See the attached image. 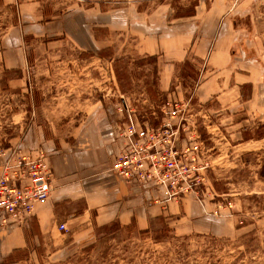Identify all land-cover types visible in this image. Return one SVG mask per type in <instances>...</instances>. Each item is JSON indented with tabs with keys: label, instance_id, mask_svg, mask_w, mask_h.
Returning a JSON list of instances; mask_svg holds the SVG:
<instances>
[{
	"label": "rangeland",
	"instance_id": "374dc122",
	"mask_svg": "<svg viewBox=\"0 0 264 264\" xmlns=\"http://www.w3.org/2000/svg\"><path fill=\"white\" fill-rule=\"evenodd\" d=\"M8 2L0 0V44L5 32L18 22L21 7L26 5H35L39 10L35 18L41 17L44 21L77 11L105 12L117 21L133 18L137 14L147 23L160 21L164 15L173 19L178 9L187 10L197 5L195 13H203L209 6H215L218 11H225L231 21L234 20L236 29L243 36V44L245 42L256 52L264 70V0ZM119 27L110 33L106 29H97L103 30L97 32L101 38L111 36L98 44L107 46L104 50L72 54L49 73L41 71L37 76L29 66L25 70L27 81L22 86L7 85L9 78L20 74L4 70L0 56V147L8 149L21 145L25 125L28 122L38 123L40 117L37 115L41 111H44L42 114L63 111L64 115L59 117L41 118L48 127L57 119L66 130H70L66 124L71 125L79 118L74 116L76 113L73 114V110H79L84 116H80L82 121H85L88 112L95 108L105 111L110 120L119 117L120 122L125 123L127 115H133L138 122L157 127L163 117L162 112L177 103L184 110L182 113L186 119L183 122L186 131L179 129L178 151L183 153L188 143L191 144L188 148H191L194 160L187 167L192 170L186 175L193 180L188 185L196 193L177 199L195 196L204 202L225 205L227 210L240 216L234 230L246 227L251 231L241 230L232 237L177 234L167 218L152 222L145 231L131 227L122 229L112 223L103 226L106 229L96 228L94 241L78 250L75 257L65 264H264V95L256 118L245 123L238 141V128H232L226 118L218 116L213 103L202 104L196 100V89L202 77L194 68L200 62L189 58L176 68L168 89L160 90L156 61L150 57H138L135 37ZM23 44L26 59L33 68L48 61L44 59L48 52L53 53L49 54V61H59L56 52L62 44L59 37L28 36ZM56 94L58 97H54ZM58 133L72 140L71 133L63 130ZM58 133L50 134L55 136ZM244 141L248 144L235 147ZM37 149L45 153L43 149ZM139 193L143 194L142 191ZM58 232L61 235L72 233L68 228L66 231L58 228Z\"/></svg>",
	"mask_w": 264,
	"mask_h": 264
},
{
	"label": "crops",
	"instance_id": "0c3cea01",
	"mask_svg": "<svg viewBox=\"0 0 264 264\" xmlns=\"http://www.w3.org/2000/svg\"><path fill=\"white\" fill-rule=\"evenodd\" d=\"M9 1L11 4L15 0ZM38 11L33 4L22 6L18 22L1 39L3 69L20 74L7 80L9 87L26 83L25 70L29 66L37 76L41 71L49 73L72 54L106 49L107 46L98 44L111 36L101 38L97 32L103 30L97 29H106L110 33L119 25V29L135 37L138 57H156L160 90L168 89L179 65L189 58L200 62L194 68L202 77L196 89V100L202 104L213 103L218 116L226 118L232 128H238V141L244 130L242 127L251 118H256L263 103L261 62L256 52L245 42L243 44V36L236 29L234 20L215 6H209L203 13L196 12L190 18L168 19L170 16L164 15L160 21L148 23L137 14L117 21L105 12L77 11L44 21L41 17L35 18ZM28 36L59 37L62 43L56 51L59 61H49V54L53 53L48 52L44 58L48 61L33 68L26 59L23 44ZM96 109L88 112L85 121L79 110H73L74 116L79 118L71 125L66 124L70 130L57 119L49 127L43 123L41 116L64 115L60 110L50 114L41 111L37 115L39 124L28 122L25 125L21 146L27 150H44L52 173V190L46 202L34 206L32 217L24 228L0 229V264H65L78 250L94 241L96 228L112 223L122 229L131 227L145 231L152 222L167 218L177 234L232 237L241 230L251 231L246 227L234 230L240 216L227 210L225 205L204 202L195 196L167 200L157 192L145 193L133 188L115 176L111 165L121 147L117 140L121 122L119 117L110 120L105 111ZM61 130L71 133L72 140L60 136ZM52 132L58 134L53 136ZM248 142L238 143L235 147ZM61 225L72 233L61 235L58 232ZM8 259L11 260L8 262Z\"/></svg>",
	"mask_w": 264,
	"mask_h": 264
},
{
	"label": "built area",
	"instance_id": "2783aa9c",
	"mask_svg": "<svg viewBox=\"0 0 264 264\" xmlns=\"http://www.w3.org/2000/svg\"><path fill=\"white\" fill-rule=\"evenodd\" d=\"M182 111L177 103L170 106L162 112L157 127L127 115L118 130L121 147L112 161V173L133 188L145 193L158 191L167 200L196 195L188 185L193 180L186 175L194 160L188 148L191 144L183 153L178 151L179 129L186 131ZM37 150H25L21 145L0 147V229L24 228L34 206L50 197L52 173L44 153ZM59 229L67 230L65 225Z\"/></svg>",
	"mask_w": 264,
	"mask_h": 264
},
{
	"label": "trees",
	"instance_id": "16d2710c",
	"mask_svg": "<svg viewBox=\"0 0 264 264\" xmlns=\"http://www.w3.org/2000/svg\"><path fill=\"white\" fill-rule=\"evenodd\" d=\"M197 5L192 6L191 8L187 9V10H180L178 9V12L174 15V19H184V18H190L193 17L195 14V8ZM149 59H153L154 61H156V58L154 57H150ZM263 137H261L260 139H262ZM103 229H106L105 227H103ZM11 259H8V262Z\"/></svg>",
	"mask_w": 264,
	"mask_h": 264
}]
</instances>
